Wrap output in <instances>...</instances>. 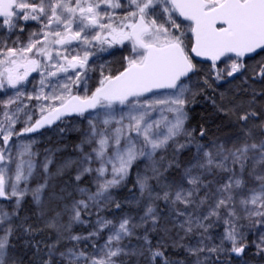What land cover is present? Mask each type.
<instances>
[{
  "label": "snow or ice",
  "instance_id": "1",
  "mask_svg": "<svg viewBox=\"0 0 264 264\" xmlns=\"http://www.w3.org/2000/svg\"><path fill=\"white\" fill-rule=\"evenodd\" d=\"M29 21L40 27L24 41L20 34ZM117 45L128 52L126 64L118 74L101 71L92 91L90 49ZM255 57L260 59L252 68L254 78L264 81V0H0V92L7 96L0 100V264H23L20 242L40 252L33 241L41 229L22 215L29 196L44 227L56 233L42 264H127L124 257L142 258L143 264H233L234 258L246 264L249 244L264 254V90L252 88L247 101L226 92L219 102L207 95L208 88L215 91L214 81L235 79ZM195 58L210 62V71ZM33 73L39 75L38 90L36 77L29 80ZM26 83L33 84L34 94ZM198 96L211 99L237 126L240 135L230 147L201 143L187 127ZM24 98L46 102L34 106L39 118ZM71 115L83 117L89 128L77 145L79 156L53 171L51 154L43 162L35 159L36 141L28 134ZM206 135L201 126L199 136ZM193 147L182 164L181 156ZM141 165L136 186L148 203L139 223L101 215L107 205L121 208L111 190ZM73 167L79 198L65 187L55 190L56 178ZM173 168L183 174L167 183L165 173ZM86 175L93 176L94 191L80 186ZM159 200L168 206L171 226L161 223ZM93 212L91 230L74 233L73 225L88 224L84 217ZM140 227L142 237L136 233ZM218 227L222 231L214 235ZM149 229L162 231L187 259L173 261L164 244L153 246ZM133 237L143 242L129 248L124 241Z\"/></svg>",
  "mask_w": 264,
  "mask_h": 264
},
{
  "label": "rangeland",
  "instance_id": "2",
  "mask_svg": "<svg viewBox=\"0 0 264 264\" xmlns=\"http://www.w3.org/2000/svg\"><path fill=\"white\" fill-rule=\"evenodd\" d=\"M29 28H28V33L25 34H20L21 39H23L24 41H27L28 39V34L30 31H32L33 29H39L40 25L36 24L35 22L29 21ZM24 37V38H23ZM12 39H15V36L12 37ZM119 51H122L123 53H126L128 55V52L125 51V49L121 46H118ZM90 51L94 52V49H90ZM260 59V57H255L254 59H249L247 60V65L245 67V69H242V74L238 73L236 74L240 81L246 85V88L249 89V91L247 93H250L251 89L255 87V89L259 90H264V81H262L258 76H256L254 78V73L252 71V68L256 65L257 61ZM93 62H95V70L90 72L89 75L94 77V79H92L91 81H89V88L94 91L95 90V86H98V81L100 78V73L98 71V66H97V60L94 59V56H91L89 59V64L92 65ZM122 64H126V61H124V63L119 62L118 65L116 66L115 73H117V71L119 70V68L121 67ZM223 66V65H221ZM209 70L210 69H206ZM32 77H36L35 80V85L36 88L38 90L39 85H38V81H39V75L37 73H35L34 75H32L31 77H29V80H32ZM243 80V81H242ZM246 81V82H245ZM53 82H55V80H53ZM254 85V87H252ZM25 88L27 90V92L29 94H34L33 93V84L32 83H26ZM74 92H77L78 94H83L82 90L80 89H73ZM234 92L240 93L237 94L238 96L240 95L241 100H249L251 99V95L250 98L247 99V95L245 94H241V92H239V90H237V88L233 89ZM45 91H51V88H46ZM12 90H9V93H11ZM3 99H7V96L0 92V100ZM23 104H27L29 106H33L32 110L35 111L36 113V118L40 115L39 111L37 108H35L34 106L37 105L38 103H46L45 101H36V100H27L26 98L23 99L22 101ZM13 107H15V105H13ZM115 107L119 108V105H116ZM259 110V109H258ZM88 115V114H86ZM23 119V116H22ZM60 127H63L65 129V131L63 133L59 132L57 129V126H54L52 128H49L45 131H43L42 133L35 135V136H31V138L35 139V143L33 144V151L37 153V156L35 157V159L37 161L43 162L44 158L46 155L51 154L52 159L54 161V163L52 165H50V168L55 171L56 166L63 163V161L70 159V158H76L79 156V150L77 149V145H80L84 135L87 133L89 125L87 120H85L83 117H74L71 119H66L64 120V123H61L59 125ZM18 128L23 127L22 124L17 125ZM240 135L239 130L237 128V126L232 123V122H227L226 126L223 128V131L221 132V134L219 136H217L210 144L208 143H204L206 145H212L213 142L216 143H225L227 144V146H231V141L235 140L238 136ZM29 137V136H28ZM28 137H25L23 139H27ZM15 139V137L13 138ZM199 142L203 143L202 141L198 140ZM0 143H2V141H0ZM83 147L87 150L90 151V149H88L87 145H83ZM193 151L195 150L194 147L192 148ZM169 155H171V153H169ZM191 156V155H190ZM190 156H186L185 154H183L181 156V162L182 164H186L187 161L189 160ZM137 171H143V165L140 166L139 169H137L135 166L133 167V169L130 172V175L127 177V179L122 182V184L114 189H112V193H113V197L114 199L117 201L116 198V194L115 192L117 190H119L120 188H122L123 186H125L128 178L132 175L133 179L135 180L136 183V173ZM69 172H72V182H67L64 178V176L62 177H57L56 178V191L59 192L61 187H65L67 188V190L69 192H71L73 194V197L75 198H79V194L75 191L74 188V176H75V167H73L71 170H69ZM183 174V169H170L167 173H165V177H166V182L167 183H171V184H175L176 182L180 181V178ZM108 178H111L110 175L108 176ZM81 187H89L92 188V190H95V185L93 184V176L91 175H86L82 178V180L79 182ZM150 183L152 185L155 186V191L156 192H160L161 191V186L156 184V181H150ZM138 191L139 188L137 187ZM27 199H31V197L29 196ZM137 200H140V203H136ZM71 202V198H69V203ZM33 203V202H32ZM126 204H129L135 208H138L140 211L137 214H133L131 211L130 212H125L124 214H118L117 212L113 211V207L112 205H107L105 206L102 211H101V215L106 216L109 219H116L119 220L120 217L122 216H128L131 217L132 220L136 223H139L140 217L144 214V208L146 207L148 201L147 198L145 197L144 199H141L140 197V192L138 193L137 197H129L126 199L125 201ZM33 206L35 207V211H36V216L38 219V223L44 227V219L41 218V216L39 215V208L37 205H35L33 203ZM156 206H158V211L160 216L162 217L161 219V223L162 224H167V225H171V218L169 217V209L168 206L164 203L163 200H159L156 201ZM51 207H55V204H53ZM62 207V205H61ZM113 208V209H112ZM163 210L167 211V215L166 216H162L164 214ZM48 215H54V212L49 211ZM67 216L63 217V220L65 223H67ZM85 220L89 221L88 224H74L72 231L74 233H82L84 235H86L90 230L92 225L95 223L96 220V213L93 212L90 216H85L84 217ZM45 228V227H44ZM220 229L218 231L213 230V234L214 235H219L220 232L222 231V228L219 227ZM47 229V228H46ZM50 230V229H48ZM52 231V230H51ZM53 232V238L51 241H53L55 239V235L56 233L54 231ZM150 232H154L151 231L149 229L148 233ZM158 232V231H155ZM136 233L138 236L142 237L144 235V227H140L136 229ZM159 233H161L160 238L158 239L159 241L162 242H166L169 241L172 243V240L165 236V234L162 231H159ZM172 236H175V231H173L171 233ZM107 238V235L105 234L103 236V238L100 239H96V242L100 245H102L104 243V240ZM149 240L151 241V244L153 246H156L157 243L153 244L152 242V238H150L148 236ZM95 239V238H94ZM252 237H249V240H251ZM142 240H138L136 237L131 238V240H125L124 243L128 244L129 248H134L136 247L138 244L142 243ZM252 245V244H251ZM254 247L255 250H257L255 248L254 245H252ZM85 247L87 248L88 251H92L91 249V245L90 244H85ZM264 255V254H263ZM124 259L126 260L127 264H143V259L142 258H137V257H124ZM246 264H249L246 262Z\"/></svg>",
  "mask_w": 264,
  "mask_h": 264
},
{
  "label": "trees",
  "instance_id": "3",
  "mask_svg": "<svg viewBox=\"0 0 264 264\" xmlns=\"http://www.w3.org/2000/svg\"><path fill=\"white\" fill-rule=\"evenodd\" d=\"M28 33V29L22 33L25 34ZM121 67L117 72H119ZM199 76H203V71L198 74ZM243 81V80H242ZM246 85L243 81V83L240 81L239 77L236 75V78L233 79L231 77H225L224 80L220 82H213V87L215 88V91H213L212 88L207 89V95L209 97H214L217 102L220 101V93L226 92L230 96H235L238 99H244L241 98V96L237 95L240 93L234 92V88L239 90L241 94L247 95V99L250 98L251 92L247 93L244 91L246 88ZM254 87V85L252 86ZM255 88V87H254ZM198 102L192 106L189 107V119L186 122L187 127L190 129H195L196 131L193 133V135L196 136L197 140L202 141L203 143L210 144L217 136L221 134L223 131V128L226 126L227 122H232L228 116H225L223 113L217 111L216 107L213 105L211 99H205L204 96H198L197 97ZM39 117V116H38ZM37 117V118H38ZM61 124V123H60ZM59 124V125H60ZM201 126H203L207 130V135L204 137L199 136V131ZM193 152V149L186 150L184 154L186 156H190ZM65 180L67 182H72L73 176L72 172H68L64 176ZM139 191L137 189L135 180L133 179V176L131 175L125 186L120 188L115 192L117 201L121 203L120 209H113L114 212H117L118 214H124L125 212H132L133 214H137L140 210L138 208H135L129 204H126L125 201L129 197H137ZM164 214L162 216L167 215V211L163 210ZM23 216L28 217L29 223L33 224L34 227L41 229L40 231H37L34 235V241L33 243L38 242L40 246V252H36V249L33 247L25 246L23 242H20L18 245V255L23 261V264H42L41 258L43 257L44 252L46 251V244L50 243L53 238V232L51 230H48L44 227H42L38 223V219L36 216L35 207L33 206V203L30 199H26V203L24 204V211L22 213ZM171 226V225H169ZM220 228L214 229L215 231H218ZM161 233L158 232H150L148 233V236L152 238L153 244H164V251L166 252V255L173 261H182L187 259V254L179 248H175L172 246V243L169 241L162 242L158 239L160 238ZM257 250L254 249V247L249 244V247L246 249V253L244 256V259L249 264H264V255L260 254L257 255ZM238 258H234L233 264H236V261Z\"/></svg>",
  "mask_w": 264,
  "mask_h": 264
},
{
  "label": "flooded vegetation",
  "instance_id": "4",
  "mask_svg": "<svg viewBox=\"0 0 264 264\" xmlns=\"http://www.w3.org/2000/svg\"><path fill=\"white\" fill-rule=\"evenodd\" d=\"M118 46L119 45L113 48H109L107 49V51H97L96 49H94L95 55L93 56H94V59L97 60V66H98L99 73L103 71L106 75L107 74H118V72L115 73L116 71L114 70L119 62L124 63L123 57L127 55L126 53L119 51ZM199 63L201 64L203 68L209 69L208 65L210 64V62H199ZM100 65H104V67L101 68ZM34 74L35 73H33L32 75Z\"/></svg>",
  "mask_w": 264,
  "mask_h": 264
},
{
  "label": "water",
  "instance_id": "5",
  "mask_svg": "<svg viewBox=\"0 0 264 264\" xmlns=\"http://www.w3.org/2000/svg\"><path fill=\"white\" fill-rule=\"evenodd\" d=\"M197 61H199V62H207V61H202L200 58H195ZM87 113H85V115H86ZM74 117H80V116H76V115H71V116H65V117H62L61 118V120L62 121H64V120H66V119H71V118H74ZM59 123H61V121H57L55 124H53L51 127H45V128H42V129H40L38 132H36V133H30V134H28V136L29 137H31V136H35V135H38V134H40V133H42L43 131H45V130H47V129H49V128H52V127H54V126H57Z\"/></svg>",
  "mask_w": 264,
  "mask_h": 264
}]
</instances>
